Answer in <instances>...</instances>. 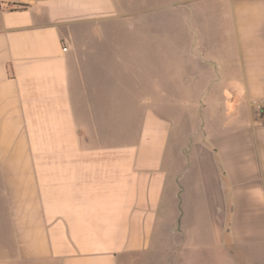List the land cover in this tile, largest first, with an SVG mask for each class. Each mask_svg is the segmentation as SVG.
<instances>
[{"label":"crops","instance_id":"obj_1","mask_svg":"<svg viewBox=\"0 0 264 264\" xmlns=\"http://www.w3.org/2000/svg\"><path fill=\"white\" fill-rule=\"evenodd\" d=\"M138 19L195 57L171 116L148 36L86 49ZM182 103L204 132L169 152ZM165 225L171 264H264V0H0V264H140Z\"/></svg>","mask_w":264,"mask_h":264},{"label":"rangeland","instance_id":"obj_2","mask_svg":"<svg viewBox=\"0 0 264 264\" xmlns=\"http://www.w3.org/2000/svg\"><path fill=\"white\" fill-rule=\"evenodd\" d=\"M136 2L139 4L141 2V0H136ZM140 8V7H137ZM140 14L139 12L136 13ZM139 16V15H138ZM139 20V19H138ZM146 20V19H145ZM132 23V21H130ZM147 23H143L144 25L141 26V21H136V25L133 27L125 25V23L120 24V26L118 27H112L110 26L109 22H104L101 24V26L98 29H95V31H89L88 34L92 35V36H96L99 35L101 36V41L98 42H91L90 44H87L86 46H88V48L86 49H90V50H100V51H108L110 48V42H109V37L110 35H114L115 34V30L117 31V34L120 35H126V34H132V35H137V34H144L146 36H148L149 41L147 44H145L148 48L149 53L147 54L148 58L146 59V57L143 58V65L144 66H148V67H152L150 65L155 66V69H157V67H164V70H166V73L164 74V76H159L161 78H164V96H165V105L164 108L166 110V112L168 114H170V116L172 115V111H173V107H172V102H173V76L172 74H168L167 70L168 69H181V78H185V76L188 78V69L190 66V61H194L195 57L192 56V58H189V53L187 52L185 47V43L182 45V48H178L177 46H180L181 44H174L173 41L167 39V41L164 42H157V34L159 33V29L156 26V22L155 20H146ZM115 45V44H114ZM158 45H161L160 47H163L164 52H165V56L164 58H159L156 57L158 60H154L156 58H154V56L152 55L151 52H153L154 50H156V47ZM134 49L135 47H139L140 44L139 43H133ZM174 47L176 48L174 50ZM187 47V46H186ZM178 55V59L175 60V56ZM196 55H199V49H197V53ZM201 57V56H200ZM199 57H197L196 59H198ZM158 61V63H157ZM200 62V60H198V63ZM203 60L202 63L203 64ZM212 63V62H211ZM206 64V63H205ZM213 64V63H212ZM212 64H207V66H212ZM192 66V64H191ZM214 66V64H213ZM159 68V69H161ZM166 68V69H165ZM218 75H213L211 82H213V80H217L220 75L219 73H216ZM157 75H152L150 74L149 79H150V91L153 90V85L151 84V82L153 80L157 79ZM208 82V81H207ZM206 83V76L205 75H198L197 76V87H198V91H196L197 94V100L201 101L203 94L206 93V91H208L207 94L211 93L210 87H212V85H210V87H207V90H201L204 85ZM185 88V89H181L180 91H178L179 94V99L181 102H188L189 100V91H188V84L186 83V85L181 84V88ZM176 94V92H175ZM183 103L181 104V106H179L180 110H181V116H179L180 119H178L177 123L174 124L173 130H172V135H176L177 138L172 140L170 142L169 145V149L168 151L171 152L176 151L174 150L175 147H185L189 145L190 142V134L193 133V137H200L203 134V129H202V122L200 121V116H199V110L197 109V120L196 121H192V117L190 115H192V110H191V114H190V109H188V107H184V109L182 108ZM182 108V109H181ZM182 162V159H179V156L175 153V154H171V156L169 157V163L171 165L177 164L178 162ZM172 210V209H171ZM168 212H171L170 210ZM171 229L170 226L165 225V227L162 230V233L157 234L155 236L156 242H155V248L154 250L150 251V253L144 257V259H142L140 262V264H171L172 261V257L174 254L173 251V246H174V239L176 238V236H172L166 233L167 230Z\"/></svg>","mask_w":264,"mask_h":264},{"label":"trees","instance_id":"obj_3","mask_svg":"<svg viewBox=\"0 0 264 264\" xmlns=\"http://www.w3.org/2000/svg\"><path fill=\"white\" fill-rule=\"evenodd\" d=\"M23 7H24V5H19V7H18V8H19V9H22Z\"/></svg>","mask_w":264,"mask_h":264},{"label":"built area","instance_id":"obj_4","mask_svg":"<svg viewBox=\"0 0 264 264\" xmlns=\"http://www.w3.org/2000/svg\"><path fill=\"white\" fill-rule=\"evenodd\" d=\"M62 49H63V50H66V47H63Z\"/></svg>","mask_w":264,"mask_h":264}]
</instances>
